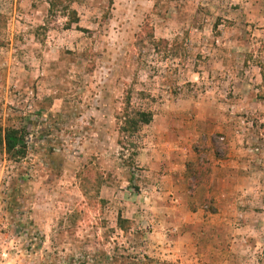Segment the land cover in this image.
<instances>
[{
    "label": "rangeland",
    "instance_id": "374dc122",
    "mask_svg": "<svg viewBox=\"0 0 264 264\" xmlns=\"http://www.w3.org/2000/svg\"><path fill=\"white\" fill-rule=\"evenodd\" d=\"M65 5L0 0V264H264V0Z\"/></svg>",
    "mask_w": 264,
    "mask_h": 264
},
{
    "label": "trees",
    "instance_id": "16d2710c",
    "mask_svg": "<svg viewBox=\"0 0 264 264\" xmlns=\"http://www.w3.org/2000/svg\"><path fill=\"white\" fill-rule=\"evenodd\" d=\"M68 0H47L51 11H58L68 19L66 27L69 28L72 24H78V17L75 11L69 9L65 5ZM161 44H166L165 41H160ZM152 119L150 112L137 111L131 116L126 117L121 128L122 131H134L139 125H147ZM0 143L3 145L7 154L13 158L21 157L25 154L26 143L23 134L17 130L8 128L3 130L0 135Z\"/></svg>",
    "mask_w": 264,
    "mask_h": 264
},
{
    "label": "crops",
    "instance_id": "0c3cea01",
    "mask_svg": "<svg viewBox=\"0 0 264 264\" xmlns=\"http://www.w3.org/2000/svg\"><path fill=\"white\" fill-rule=\"evenodd\" d=\"M198 215L200 216V212H199V211L193 210V211L191 212V216H193L192 219H196ZM165 230H168V229H165ZM168 231H169V230H168ZM167 233H168V232L166 231V235H168ZM179 239H183L182 236H181V237L179 236ZM179 243H180V242H178V243L176 244V247L182 248V244H183V242L180 243V244H179ZM169 257H170V256H169Z\"/></svg>",
    "mask_w": 264,
    "mask_h": 264
}]
</instances>
